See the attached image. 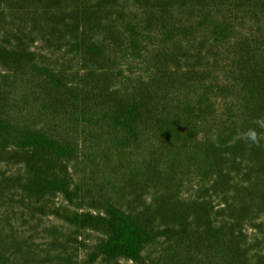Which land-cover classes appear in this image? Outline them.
Segmentation results:
<instances>
[{
    "label": "trees",
    "instance_id": "trees-1",
    "mask_svg": "<svg viewBox=\"0 0 264 264\" xmlns=\"http://www.w3.org/2000/svg\"><path fill=\"white\" fill-rule=\"evenodd\" d=\"M259 117L264 0H0V264H264Z\"/></svg>",
    "mask_w": 264,
    "mask_h": 264
},
{
    "label": "clouds",
    "instance_id": "clouds-1",
    "mask_svg": "<svg viewBox=\"0 0 264 264\" xmlns=\"http://www.w3.org/2000/svg\"><path fill=\"white\" fill-rule=\"evenodd\" d=\"M254 123L259 129L264 130V117L257 118ZM239 138L243 139L250 147H260L261 141H264V131L257 132L256 128H249L247 131L240 133Z\"/></svg>",
    "mask_w": 264,
    "mask_h": 264
},
{
    "label": "rangeland",
    "instance_id": "rangeland-1",
    "mask_svg": "<svg viewBox=\"0 0 264 264\" xmlns=\"http://www.w3.org/2000/svg\"><path fill=\"white\" fill-rule=\"evenodd\" d=\"M89 239H91L92 241L96 239V235L95 234H90ZM122 264H126L125 262H123Z\"/></svg>",
    "mask_w": 264,
    "mask_h": 264
}]
</instances>
